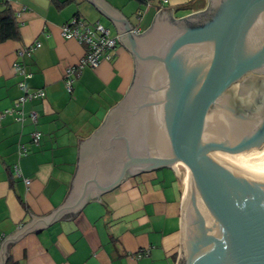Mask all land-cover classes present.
Here are the masks:
<instances>
[{
  "label": "water",
  "instance_id": "95a60500",
  "mask_svg": "<svg viewBox=\"0 0 264 264\" xmlns=\"http://www.w3.org/2000/svg\"><path fill=\"white\" fill-rule=\"evenodd\" d=\"M172 12L159 10L143 33L124 29L134 57L128 91L79 138L65 200L31 213L2 242L0 264L27 232L74 218L128 176L179 163L189 173L179 264H264V169L212 157L264 146V0H209L180 19Z\"/></svg>",
  "mask_w": 264,
  "mask_h": 264
},
{
  "label": "crops",
  "instance_id": "0c3cea01",
  "mask_svg": "<svg viewBox=\"0 0 264 264\" xmlns=\"http://www.w3.org/2000/svg\"><path fill=\"white\" fill-rule=\"evenodd\" d=\"M208 5L209 0H0V11L12 10L19 32L15 39L0 37V114L22 95L16 62L33 74L27 88L45 91L43 98L24 105L27 116L37 112L39 144L32 141L35 125L29 118L21 122L8 114L0 119V248L32 220L31 213L45 216L65 200L79 138L90 137L128 91L134 57L123 44L124 29L143 33L161 9H172L173 18L180 19ZM74 17L90 24L100 21L119 36V43L112 59L79 70L69 92L66 69L86 51L62 34V25ZM36 43L40 46L31 55L21 54ZM21 144L25 154H20ZM187 175L179 163L128 176L86 202L74 218L27 232L10 246L3 264H179ZM146 248L149 254L139 257Z\"/></svg>",
  "mask_w": 264,
  "mask_h": 264
},
{
  "label": "built area",
  "instance_id": "2783aa9c",
  "mask_svg": "<svg viewBox=\"0 0 264 264\" xmlns=\"http://www.w3.org/2000/svg\"><path fill=\"white\" fill-rule=\"evenodd\" d=\"M167 1V0H164ZM147 6L150 5L148 1ZM142 15V11L138 12V18ZM62 34L67 39H75L80 44L85 45V55L82 57L77 65L69 66L65 73V86L69 92L73 91V83L75 74L81 70L84 66L91 68H97L100 66L102 60H110L116 55L117 46L119 43V36L111 35L110 29L103 23L97 21L95 23H87L82 18L74 17L70 21L64 23L61 27ZM135 34H139L138 28L133 29ZM40 46V43H36L34 46H30L21 51L31 55V53ZM16 71L22 76V80L18 83L19 88L22 90V95L18 98L15 105L9 109H6L0 114V119L6 115H15L16 119L23 122L26 118H29L35 125V129L32 132V141L36 144L40 143L42 132L38 126V115L36 111H30L28 116L25 113L24 105L27 101L36 98H43L45 96L44 89H37L31 91L26 86V80L32 77V72L26 69V66L20 62L15 63ZM20 154L26 153L25 145L19 146ZM15 173L17 176H21V171L18 166L15 167ZM26 183L30 182L29 179H25ZM149 254V249H142L138 252V256Z\"/></svg>",
  "mask_w": 264,
  "mask_h": 264
},
{
  "label": "bare ground",
  "instance_id": "6f19581e",
  "mask_svg": "<svg viewBox=\"0 0 264 264\" xmlns=\"http://www.w3.org/2000/svg\"><path fill=\"white\" fill-rule=\"evenodd\" d=\"M263 154L264 152L261 155ZM261 155L253 156V157L248 156V154H245L242 156L226 155V156H212V157L221 165H224L232 169H243V168H263L264 169V158H257ZM188 175L186 177V183H185L187 190H188V185H189Z\"/></svg>",
  "mask_w": 264,
  "mask_h": 264
},
{
  "label": "trees",
  "instance_id": "16d2710c",
  "mask_svg": "<svg viewBox=\"0 0 264 264\" xmlns=\"http://www.w3.org/2000/svg\"><path fill=\"white\" fill-rule=\"evenodd\" d=\"M18 24L12 10L7 7L0 11V37L2 40L15 39L18 37Z\"/></svg>",
  "mask_w": 264,
  "mask_h": 264
},
{
  "label": "rangeland",
  "instance_id": "374dc122",
  "mask_svg": "<svg viewBox=\"0 0 264 264\" xmlns=\"http://www.w3.org/2000/svg\"><path fill=\"white\" fill-rule=\"evenodd\" d=\"M238 84L239 83H237L236 85H238ZM236 85H234V86H236ZM263 152H264V146L261 148H256V149L250 150L247 154H248V156L253 157V156L261 155ZM180 169H181L183 175L188 174V169L186 168L185 165L180 164Z\"/></svg>",
  "mask_w": 264,
  "mask_h": 264
},
{
  "label": "flooded vegetation",
  "instance_id": "af4514ba",
  "mask_svg": "<svg viewBox=\"0 0 264 264\" xmlns=\"http://www.w3.org/2000/svg\"><path fill=\"white\" fill-rule=\"evenodd\" d=\"M257 75H258V74H257ZM261 99H262V100L264 99V94H262V97H260V99L258 98V102H257L258 105H259Z\"/></svg>",
  "mask_w": 264,
  "mask_h": 264
}]
</instances>
